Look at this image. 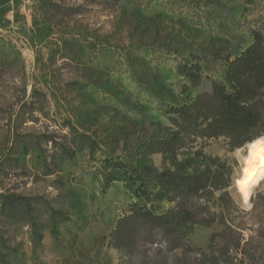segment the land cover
<instances>
[{
    "label": "rangeland",
    "instance_id": "374dc122",
    "mask_svg": "<svg viewBox=\"0 0 264 264\" xmlns=\"http://www.w3.org/2000/svg\"><path fill=\"white\" fill-rule=\"evenodd\" d=\"M46 1L81 9V14L58 15ZM256 1L245 10L239 0H0V39L22 55L25 101L34 90L47 95L36 104L43 112L35 122L15 123L8 110L0 115V193L42 197L45 203L37 222L46 223V230L37 247L30 226L6 218L11 264H120L118 252L109 247L110 234L132 199L123 182L105 190L97 172L102 154L92 157L88 148L81 149L82 139L71 134V128L97 138L105 158L121 159L136 174L146 165L185 175L201 170L204 162L194 155L130 159V154L145 142L167 136L171 124L160 111L162 102L179 105L194 98L181 94L182 77L176 70L180 61H198L205 75L222 79L224 60L234 59L253 43L251 31L264 16V0ZM16 99L0 95V107L8 109ZM12 129L36 140L50 136L79 153L62 162L59 173L53 172L59 154L51 143L23 148L24 153L10 161L5 155L13 145ZM194 147L226 162L232 171L227 140L199 139ZM60 177L66 186L57 190ZM258 190L264 194V185L250 199L251 207H242L231 185L230 199L218 201L225 191L216 192L211 210L247 229L256 227L241 213L251 211ZM171 193L154 191L158 214L176 207L168 200ZM194 203L207 204L204 199ZM48 207L68 212L70 220L59 216L50 221ZM222 229L219 224L198 226L191 243L206 250L211 236Z\"/></svg>",
    "mask_w": 264,
    "mask_h": 264
},
{
    "label": "trees",
    "instance_id": "16d2710c",
    "mask_svg": "<svg viewBox=\"0 0 264 264\" xmlns=\"http://www.w3.org/2000/svg\"><path fill=\"white\" fill-rule=\"evenodd\" d=\"M239 2L245 10L254 8L257 3L256 0ZM44 4L58 15L81 14V9L65 8L56 2L46 1ZM251 33L253 43L234 59L227 57L224 60L222 79L205 75L198 61H180L176 70L182 77L181 94L195 95L194 98L179 105L162 102L160 111L171 124L167 136L145 142L130 154V159L156 154L174 158L194 155L204 162L203 168L196 173L185 175L171 170L159 171L146 165L136 174L121 159L105 158L106 153L100 148L97 138L71 128L70 133L82 139L81 149L88 148L92 157L102 154L97 172L105 190L114 182H123L132 199L110 234L109 247L118 252L120 264H264V194L258 190L252 199L251 211L241 213L242 219L253 221L256 227L247 229L242 223L235 224L236 219H229V215L213 212L210 205L217 201L216 192L225 191L218 201H225L226 197L230 199L227 189L231 186L232 171L219 158L206 157L203 150H194L199 139L223 138L233 150L264 134V16ZM0 91L3 97L17 98L8 109L0 107V115L8 110L15 123L35 122L37 114L43 112V108L36 104L46 101L47 95L34 90L30 101H25L27 76L22 55L1 39ZM12 131L13 145L5 155L10 161L17 160L13 156L24 153L23 148L36 146L41 149L43 143H51L59 154L52 164L53 172L59 173L61 163L73 160L79 153L77 148L58 145L50 136L36 140L31 134L21 135L17 129ZM55 182L57 190L66 186L61 177ZM159 188L172 191L168 200L176 207L169 213L156 212L153 194ZM195 199H204L207 204L197 205ZM43 200L42 197L0 193L2 264H11L8 259L11 227L7 224V217L33 229L36 247L42 243L46 223H38L37 220L45 204ZM46 214L52 217V222L59 216L70 220L68 212L55 211L51 207L46 209ZM214 224L223 226V229L211 236L208 248L194 247L191 236L196 227ZM38 225L43 229L38 230ZM50 232L58 238L54 229Z\"/></svg>",
    "mask_w": 264,
    "mask_h": 264
},
{
    "label": "clouds",
    "instance_id": "9594fccd",
    "mask_svg": "<svg viewBox=\"0 0 264 264\" xmlns=\"http://www.w3.org/2000/svg\"><path fill=\"white\" fill-rule=\"evenodd\" d=\"M234 162L230 182L242 207L264 185V134L245 141L227 154Z\"/></svg>",
    "mask_w": 264,
    "mask_h": 264
}]
</instances>
